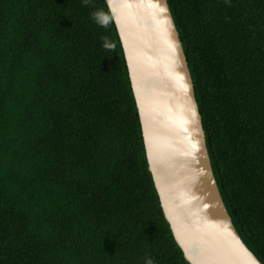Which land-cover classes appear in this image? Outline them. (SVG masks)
Masks as SVG:
<instances>
[{"label": "trees", "instance_id": "1", "mask_svg": "<svg viewBox=\"0 0 264 264\" xmlns=\"http://www.w3.org/2000/svg\"><path fill=\"white\" fill-rule=\"evenodd\" d=\"M166 3L220 198L264 264V0ZM149 257L189 264L147 167L105 1L0 0V264Z\"/></svg>", "mask_w": 264, "mask_h": 264}, {"label": "water", "instance_id": "2", "mask_svg": "<svg viewBox=\"0 0 264 264\" xmlns=\"http://www.w3.org/2000/svg\"><path fill=\"white\" fill-rule=\"evenodd\" d=\"M121 44L147 167L189 264H261L220 198L181 44L166 0H104Z\"/></svg>", "mask_w": 264, "mask_h": 264}, {"label": "clouds", "instance_id": "3", "mask_svg": "<svg viewBox=\"0 0 264 264\" xmlns=\"http://www.w3.org/2000/svg\"><path fill=\"white\" fill-rule=\"evenodd\" d=\"M85 6L88 4V0H84ZM92 19L101 27L106 28L109 23V17L102 11V10H97L92 13ZM104 39V47L105 48H114V45L110 44L108 42L107 37L103 38ZM145 264H154V261L149 257L146 258Z\"/></svg>", "mask_w": 264, "mask_h": 264}]
</instances>
